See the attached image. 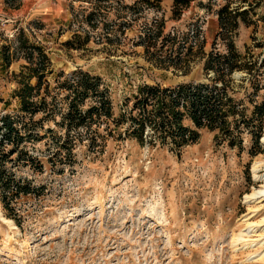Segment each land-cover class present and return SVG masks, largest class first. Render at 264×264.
<instances>
[{
	"label": "rangeland",
	"instance_id": "rangeland-1",
	"mask_svg": "<svg viewBox=\"0 0 264 264\" xmlns=\"http://www.w3.org/2000/svg\"><path fill=\"white\" fill-rule=\"evenodd\" d=\"M226 1L194 0L177 19L172 0H164L161 10L145 8L133 20V12L122 8L132 0H112L123 17L114 10L97 15L107 23L93 28L85 19L92 10L85 0H0V116L18 107L13 73L25 61L5 67L2 47L14 52L20 29L45 47L54 71L81 67L101 76L114 112L95 126V147L87 130L67 137L56 121L44 122L34 150L51 157L45 172L35 175L38 184H47L46 195L26 203L22 226L0 207V264H264V196L246 198L264 188V127L261 149L252 155L257 147L245 126L242 147L203 128L198 141L180 151L142 146L126 135V127L115 126L142 84L209 81L197 48L188 50L194 36L186 45L174 39L162 46L159 40L147 51L140 35L163 19L164 34L199 31L209 52L220 31L217 10ZM258 12L264 16V0ZM252 18L257 24L241 23L235 42L254 68L235 71L229 88L248 119L264 101V20ZM217 46L226 50L221 40Z\"/></svg>",
	"mask_w": 264,
	"mask_h": 264
},
{
	"label": "trees",
	"instance_id": "trees-1",
	"mask_svg": "<svg viewBox=\"0 0 264 264\" xmlns=\"http://www.w3.org/2000/svg\"><path fill=\"white\" fill-rule=\"evenodd\" d=\"M85 1L92 8L85 19L93 28L101 22L107 23L104 18L99 20L97 15H107L114 10L116 16L123 17L113 7L112 0ZM163 1L132 0L131 4L122 8L132 11L133 20H138L145 8L161 10ZM193 1L172 0L174 17L181 18ZM261 1L227 0L217 10L220 31L209 52L204 50L205 40H200L199 31L189 28L183 32L164 34L165 22L163 19L155 20L140 35L145 49L149 51L156 47L159 40H162V46L174 39H180L186 45L194 36L196 41L190 44L188 50L192 52L197 48L209 81H191L175 86L142 84L137 88L132 107L120 115V121H116L115 126L126 127V135L142 146L162 144L179 151L196 143L200 138L199 130L203 128L216 131V137L229 141L231 147H242L240 129L245 126L254 135L257 149L251 150V154L256 155L261 149L264 101L255 104L248 119L246 108L229 94V88L235 71H253V64L246 61L238 50L235 36L241 23L246 26L257 24L253 16L264 20L258 12ZM219 40L226 47L225 51L219 50ZM14 50L11 52V46L2 47L5 67L9 68L21 58L25 63L19 72L13 73L17 87L12 96L18 100V107L15 113L0 116V207L8 218L22 226L28 213L26 203L46 195L47 184H38L35 175L45 172L51 157L45 158L34 150V143L43 139L40 129L44 128V122L56 121L67 129V137L72 130H87L90 145L95 147L99 145V131L95 126L109 122L114 112L101 76L81 67L68 73L54 71L45 47L31 41L23 29L18 31ZM179 63L173 64L178 66ZM57 117L61 120L57 121ZM187 120L193 126L186 124ZM115 126L108 125L110 133L115 131Z\"/></svg>",
	"mask_w": 264,
	"mask_h": 264
},
{
	"label": "bare ground",
	"instance_id": "bare-ground-1",
	"mask_svg": "<svg viewBox=\"0 0 264 264\" xmlns=\"http://www.w3.org/2000/svg\"><path fill=\"white\" fill-rule=\"evenodd\" d=\"M257 166H258V163H255V172H256V169H257ZM262 196H264V188H262V189H259V190H254L253 191V193H249V194H247V196H246V198L247 199H250V200H252V199H258V198H261ZM2 216V215H1ZM255 225H254V223H249L248 222V227L249 228H253ZM246 230H248V229H245V230H243V232L240 234V236H239V238H238V240L240 239H243L244 238V233H245V231ZM263 257H264V255H263ZM262 257V258H263Z\"/></svg>",
	"mask_w": 264,
	"mask_h": 264
}]
</instances>
